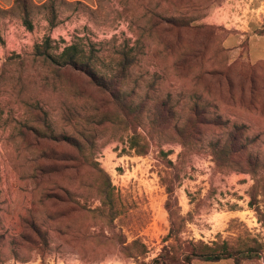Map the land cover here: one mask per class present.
Segmentation results:
<instances>
[{
  "label": "rangeland",
  "instance_id": "obj_1",
  "mask_svg": "<svg viewBox=\"0 0 264 264\" xmlns=\"http://www.w3.org/2000/svg\"><path fill=\"white\" fill-rule=\"evenodd\" d=\"M48 1L29 29L0 0V264H183L200 242L264 264V0H52L55 27ZM46 38L112 91L35 59Z\"/></svg>",
  "mask_w": 264,
  "mask_h": 264
},
{
  "label": "trees",
  "instance_id": "obj_2",
  "mask_svg": "<svg viewBox=\"0 0 264 264\" xmlns=\"http://www.w3.org/2000/svg\"><path fill=\"white\" fill-rule=\"evenodd\" d=\"M46 3L49 8V21L51 27H55L57 16L54 3L52 0H49ZM32 5L31 0H15V6H20L25 24L29 29H32L33 27L31 20L29 19ZM52 43L53 42L50 38H46L41 44L35 46L32 56L37 60H41L43 64L48 67H55L60 72L71 71L81 74L87 78L94 87L105 91H112L110 87L111 82L108 80L110 77L101 75L96 70L94 51L88 52L84 46L73 43L67 45L61 52H58L54 49ZM116 59L117 64L111 75V79L124 74L131 64V59L126 54H123L122 58ZM116 100L117 105L121 106L122 104L119 102V97L116 96ZM219 154L224 155L227 159L230 158L229 148L222 150ZM167 207L169 208V203L167 204ZM167 238H172L171 233ZM188 248V250L182 253L183 264H193L195 260H201L206 263H220L226 260H233L234 264H242L245 260L259 257V254L254 252V250H233L227 243L213 247L200 242L197 244H191ZM163 258V255L159 256L154 260L153 264H176L175 262H167Z\"/></svg>",
  "mask_w": 264,
  "mask_h": 264
}]
</instances>
